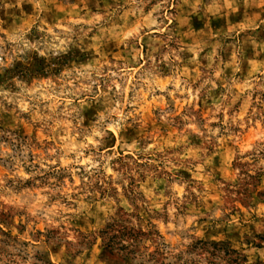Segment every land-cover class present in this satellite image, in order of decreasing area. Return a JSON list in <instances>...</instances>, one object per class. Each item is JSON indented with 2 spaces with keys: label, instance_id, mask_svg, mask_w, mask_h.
<instances>
[{
  "label": "clouds",
  "instance_id": "1",
  "mask_svg": "<svg viewBox=\"0 0 264 264\" xmlns=\"http://www.w3.org/2000/svg\"><path fill=\"white\" fill-rule=\"evenodd\" d=\"M0 264H264V0H0Z\"/></svg>",
  "mask_w": 264,
  "mask_h": 264
}]
</instances>
